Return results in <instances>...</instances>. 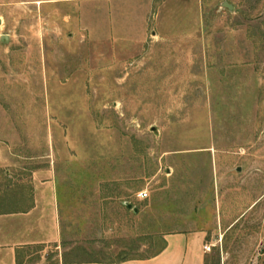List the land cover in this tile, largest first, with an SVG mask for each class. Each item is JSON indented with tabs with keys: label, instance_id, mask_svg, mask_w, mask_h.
<instances>
[{
	"label": "rangeland",
	"instance_id": "374dc122",
	"mask_svg": "<svg viewBox=\"0 0 264 264\" xmlns=\"http://www.w3.org/2000/svg\"><path fill=\"white\" fill-rule=\"evenodd\" d=\"M196 6L0 0V214L29 206L35 170L59 190V245L31 259L203 232L206 264H264V0Z\"/></svg>",
	"mask_w": 264,
	"mask_h": 264
},
{
	"label": "crops",
	"instance_id": "0c3cea01",
	"mask_svg": "<svg viewBox=\"0 0 264 264\" xmlns=\"http://www.w3.org/2000/svg\"><path fill=\"white\" fill-rule=\"evenodd\" d=\"M194 19L197 6L194 0ZM191 25V24H190ZM193 28L196 29L195 21ZM0 45L7 43L1 40ZM59 190L49 167L32 172L31 203L25 210L0 214V264H206L209 248L203 232H179L165 236V245L156 255L120 262H65L56 255L51 263L45 255L31 259L34 248L57 247L61 240Z\"/></svg>",
	"mask_w": 264,
	"mask_h": 264
},
{
	"label": "built area",
	"instance_id": "2783aa9c",
	"mask_svg": "<svg viewBox=\"0 0 264 264\" xmlns=\"http://www.w3.org/2000/svg\"><path fill=\"white\" fill-rule=\"evenodd\" d=\"M1 23H0V28H1ZM138 197L139 198H141V199H144V198H146L147 197V193L146 192H142V193H139L138 194ZM210 249L209 248H207V247H205V251H209Z\"/></svg>",
	"mask_w": 264,
	"mask_h": 264
},
{
	"label": "water",
	"instance_id": "95a60500",
	"mask_svg": "<svg viewBox=\"0 0 264 264\" xmlns=\"http://www.w3.org/2000/svg\"><path fill=\"white\" fill-rule=\"evenodd\" d=\"M223 6L226 7L227 9H229V10L232 9V7L230 5H228V4H226V3H224ZM4 39H6L5 36H3L1 40H4Z\"/></svg>",
	"mask_w": 264,
	"mask_h": 264
}]
</instances>
